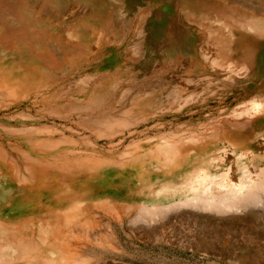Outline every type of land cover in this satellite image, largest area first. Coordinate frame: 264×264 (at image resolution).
Listing matches in <instances>:
<instances>
[{
  "label": "rangeland",
  "instance_id": "rangeland-1",
  "mask_svg": "<svg viewBox=\"0 0 264 264\" xmlns=\"http://www.w3.org/2000/svg\"><path fill=\"white\" fill-rule=\"evenodd\" d=\"M59 1L47 5L50 18L76 4L79 11L86 10L73 21L64 17L46 23L50 34L62 36L56 24H73L93 11L90 26L99 28L97 19L115 11L102 24L125 19L130 24L121 32L128 33L123 37L119 30L111 42L105 41L110 50L96 67L90 66L96 63L92 52H82L74 65L63 67L69 78L58 77L42 91L43 98L22 88L0 99V253L5 254L0 261L264 264V9L257 10L264 8V0ZM198 25L206 27L202 31ZM129 44L140 57L135 68L119 56ZM196 46L210 58L200 67L195 65L196 57L202 58L198 51L195 56ZM88 75H112L102 90L116 96L131 84L132 97L138 85L147 98L138 107L126 103L130 114L110 111L112 116L106 111L115 108L116 99L104 107L105 101L92 104L79 96L86 92L81 79ZM67 82L74 86L69 89ZM58 87L66 93L49 102L51 108L31 105L36 99L47 102ZM79 103L99 112L100 104L101 113L106 109L112 118L97 117L101 114L88 107L85 112ZM258 180L263 187L256 185ZM253 191L258 195L253 206H232V199ZM220 203L224 208L218 212Z\"/></svg>",
  "mask_w": 264,
  "mask_h": 264
},
{
  "label": "bare ground",
  "instance_id": "bare-ground-1",
  "mask_svg": "<svg viewBox=\"0 0 264 264\" xmlns=\"http://www.w3.org/2000/svg\"><path fill=\"white\" fill-rule=\"evenodd\" d=\"M39 1V0H38ZM69 1V0H68ZM80 1V0H79ZM229 1V0H228ZM64 2V1H63ZM81 2V1H80ZM78 2V3H80ZM86 2H89V0H86ZM95 2V1H94ZM230 2V1H229ZM232 2V1H231ZM247 2V1H246ZM250 2V1H249ZM255 2V0H254ZM0 3H2V6H0V99H3V98H6V97H11L13 96L12 93L16 92L17 90L19 89H29V90H36L35 92L39 95L42 96L43 98V95H42V91L43 90H47V87L50 88V87H53L52 84H55L54 82L58 79V77H62L63 78V75H66L63 71V67H64V70H65V66L70 64V63H74V61L81 57L82 55V52H85V53H88L91 51L92 53H90V57H92L94 59V61L96 60V63L94 62H90V66L91 67H96L98 66V64H100V60L99 59H102L104 56H105V51L106 50H110L109 48V43H106L105 41H112V37L114 36V34L116 32H118L120 30V35L122 33V36L127 34L126 32H121V28L122 27H126L127 25L130 24V21H126L125 19H122L120 21H117L116 19H112L113 22L112 23H108L105 25L102 24L103 22H105L104 20L107 19V18H110V17H113L114 14H116L115 11L112 12V14H104L105 17H101V18H98L97 20H99V28H94L92 26H90L89 22L91 20H95V13L94 11L91 12L88 16H85V17H82L81 15L80 18L81 20L80 21H76V22H72L73 24H67L65 26H63L62 24H56L55 27L56 29L55 30H59L61 31L62 33V36H60L59 34L55 33V34H50L51 33V29H49V27L45 26L46 23H50L51 21H58L60 18H64L66 17V20H70L72 19L73 21V18L74 17H77L76 15L78 14L79 12V15H80V12L81 10L79 11V6L76 4L74 6H72L71 8H69V10L67 8H64L63 6V9H60L61 11H57L56 14L54 16H51L52 18H50V15L48 16L47 15V12H46V9H48L47 5L49 6H53L55 7V4H59L60 1L59 0H44V3L41 5V6H38L37 4H34V0H21V2L17 1V0H0ZM218 3V2H217ZM39 4V3H38ZM67 4V3H65ZM217 6L219 5L216 4ZM254 5V4H253ZM261 6V5H260ZM258 6V7H260ZM68 7V5H67ZM120 7V6H119ZM238 7V6H237ZM247 7V6H246ZM264 7V5H263ZM105 8V6H104ZM247 8H250L252 9V7H247ZM107 9V8H106ZM119 9V8H118ZM259 9H264V8H258L257 10L259 11ZM86 10V9H85ZM82 11L81 13L85 12ZM256 10V12H257ZM117 11V10H116ZM54 12V11H53ZM52 12V14H54ZM111 12V11H110ZM176 12V11H175ZM49 13V12H48ZM253 13V12H252ZM262 13L261 11L259 12V14ZM264 13V12H263ZM51 14V13H50ZM119 14V13H117ZM120 15V14H119ZM177 15V14H176ZM193 15V14H192ZM63 16V17H62ZM137 16V15H136ZM188 16V15H187ZM191 17V16H190ZM173 18V17H172ZM203 19V16L201 17ZM200 18V19H201ZM51 19V20H49ZM139 19V18H138ZM182 19V18H181ZM190 19V18H189ZM189 19H186V20H189ZM200 19H198L200 21ZM207 18L205 17V20ZM61 20V19H60ZM76 20V19H75ZM130 20V19H129ZM183 20V19H182ZM197 20V18H196ZM197 20V21H198ZM208 20V19H207ZM117 21V22H115ZM139 20H137L138 22ZM191 21V20H189ZM188 21V22H189ZM204 21V20H203ZM209 21H210V18H209ZM39 22H43L39 25ZM98 22V21H97ZM175 22V21H174ZM173 22V23H174ZM187 22V23H188ZM194 22V21H193ZM196 22V21H195ZM205 22V23H204ZM203 23L206 25L207 24V21H204ZM57 23V22H56ZM66 23V22H65ZM91 23V22H90ZM135 23V22H134ZM142 23V21H141ZM177 23V22H176ZM179 23V22H178ZM177 23V24H178ZM185 23V21H184ZM190 23V22H189ZM202 23V22H201ZM52 24V23H50ZM49 24V25H50ZM200 24V22H199ZM103 25V26H101ZM196 25V24H195ZM139 26L136 24V27ZM188 26V25H186ZM203 25H198V27H201L200 30L203 31L202 28L206 27H202ZM130 27V26H129ZM128 27V28H129ZM135 27V26H133ZM132 27V28H133ZM193 27V26H192ZM141 28V27H140ZM124 30V29H123ZM219 30V28H218ZM217 30V32H218ZM84 32L82 35H81V32ZM139 31V30H138ZM142 31V30H141ZM175 31V30H173ZM55 32V31H54ZM168 32L171 33V31L168 30ZM177 32V30L175 31ZM209 32V31H208ZM80 33V34H79ZM137 33V32H136ZM174 33V32H172ZM205 33V32H204ZM207 33V32H206ZM215 33V32H214ZM78 35V36H77ZM118 35V36H120ZM175 35V34H174ZM199 36L201 35V33L198 34ZM116 36V37H118ZM126 36V35H125ZM171 36V35H170ZM199 36L197 37V39H199ZM207 35H205V38L204 40L206 39H209L208 37H206ZM227 36V35H226ZM124 37V36H123ZM143 37V36H142ZM220 37V36H219ZM120 38V37H119ZM170 38V37H169ZM172 38V36H171ZM202 38V37H201ZM200 38V39H201ZM225 38V37H224ZM115 39V38H114ZM124 39V38H123ZM122 39V40H123ZM151 39L154 41V33H152V36H151ZM166 39V38H165ZM118 40V39H117ZM120 40V39H119ZM121 40V42H122ZM128 40V39H127ZM202 40V39H201ZM205 40V41H206ZM217 40V38H216ZM9 41L12 42L11 47H6V43H8ZM115 41V40H114ZM136 41H139L136 40ZM204 41V42H205ZM210 41V39H209ZM207 40L206 43L209 42ZM101 42H104L103 45ZM120 42V41H119ZM129 42V41H128ZM172 42V40H171ZM200 42V41H199ZM202 42V44L204 43ZM218 42V40H217ZM123 43V42H122ZM121 43V44H122ZM136 43V42H135ZM134 43V47L137 48L136 44ZM114 45L116 44L115 42L113 43ZM112 44V45H113ZM120 44V43H119ZM120 44V45H121ZM133 44V43H132ZM132 44H129L130 45V49L128 51H126V55L124 53H120L119 52V56L122 57V59L124 60V62H129L130 63H127V64H130L132 65L134 68L137 67L139 64H140V57L138 55V52H137V49L134 47L132 48ZM165 45L166 44H170L169 42H165L164 43ZM175 44V43H174ZM197 44V43H196ZM201 44V45H202ZM93 45V47H91ZM102 45V46H100ZM119 45V46H120ZM141 45V43H140ZM163 45V44H162ZM176 45V44H175ZM198 45V44H197ZM210 45V44H209ZM208 45V46H209ZM9 46V44L7 45ZM118 46V47H119ZM124 46V45H123ZM206 46L203 45V47ZM207 46V47H208ZM95 47V48H94ZM122 47V46H121ZM174 47V46H173ZM198 47L200 48V46L198 45ZM212 47V46H209L208 49ZM125 48V47H124ZM159 48V47H158ZM197 48V46L195 47V56H196V51H198L199 55L202 57V58H197L196 57V61H195V65L198 64V66L200 67L199 63L200 62H206V61H210V58L207 60L205 57L207 56H203L205 55L206 53L203 50V48L199 49ZM205 48V47H204ZM213 48V47H212ZM160 49V48H159ZM162 49H163V46H162ZM172 49V48H171ZM93 50V51H92ZM205 50V49H204ZM216 50V49H215ZM125 51V50H124ZM177 51V50H175ZM200 51H202V54L200 53ZM211 51H214V50H211ZM230 51V50H229ZM114 52V51H113ZM184 52V51H183ZM203 52L205 54H203ZM212 53V52H211ZM179 54V53H178ZM215 54V52H213V55ZM180 55V54H179ZM207 55V54H206ZM129 56V58H128ZM217 56V55H216ZM216 56L215 59H216ZM192 57V56H191ZM90 58V59H92ZM177 58V57H176ZM179 58L181 59V56H179ZM190 58V57H189ZM194 58V57H193ZM211 58H212V55H211ZM220 58V57H219ZM89 59V60H90ZM116 59V58H115ZM179 59V60H180ZM191 59V58H190ZM218 59V58H217ZM11 60V61H10ZM83 60V59H82ZM178 60V61H179ZM222 60V59H220ZM10 61V62H9ZM97 61H98V64H97ZM114 61V60H113ZM117 61V60H116ZM215 61V60H214ZM213 61V62H214ZM6 62V63H5ZM83 62V61H81ZM88 62V61H87ZM119 62V61H118ZM194 62V61H193ZM212 62V63H213ZM220 65V61H217ZM225 62V61H223ZM222 62V63H223ZM5 63V64H4ZM72 63V65H74ZM171 64V62H169ZM177 63V62H176ZM175 63V64H176ZM182 63H186V62H182ZM209 63V62H207ZM206 63V64H207ZM221 63V64H222ZM38 65V68H34L33 65ZM88 64V63H87ZM178 64V63H177ZM181 64V63H179ZM193 64V63H192ZM225 63L222 64V66L224 65ZM78 65V64H77ZM83 66L86 65V64H82ZM120 65V64H119ZM118 65V66H119ZM155 65V63H154ZM166 65V64H165ZM184 65V64H182ZM179 65L180 68H182L183 66ZM208 65V64H207ZM217 65V67L219 66ZM174 66V65H173ZM177 66V65H176ZM222 66H220L219 68H221ZM78 67V66H77ZM81 67V65L79 66ZM78 67V69H79ZM127 67V65H126ZM126 67H123L126 69ZM178 67V66H177ZM186 67V66H185ZM183 67V68H185ZM216 67V68H217ZM75 68V67H74ZM121 68V67H120ZM129 68V67H128ZM36 69V70H35ZM72 69V68H70ZM77 69V68H76ZM132 69V68H131ZM145 69V68H144ZM172 69V68H171ZM218 69V68H217ZM68 70V68H67ZM69 71V70H68ZM125 71V70H124ZM170 71V70H169ZM192 71V70H191ZM200 71V70H199ZM212 71V69H211ZM72 72V71H71ZM76 72V71H75ZM121 72V70L119 71ZM64 73V74H63ZM70 73V71L68 72V74ZM79 73V72H78ZM77 73V74H78ZM122 73V72H121ZM189 73V72H188ZM67 74V75H68ZM192 74V73H190ZM189 74V75H190ZM66 75V76H67ZM71 75V74H70ZM76 75V74H75ZM186 75V74H185ZM85 76V74H84ZM96 77V78H95ZM112 75H107L104 77H100V76H86V80L85 79H81L82 81H85V87H86V92L85 93H81L82 95H79V96H85L87 100H89L90 102H92V104L94 103V101H98V100H101V101H105L102 105L104 107H106L105 103L106 104H109L111 105V103H115V99H116V106H113L115 107L114 109L112 110H107L105 109V111L107 113H110V111H112V113H118L120 115H125V114H128L129 111L127 112V110L125 111L124 110V106L126 105V103L128 104H131V107H134L135 105H141L142 101H144L147 96H146V92L144 90H140V88H142L140 86V88H137L136 87V90L137 93L135 94V96L133 95V97L131 96L132 92L131 91H134L133 89V85H132V88H131V84H130V87L128 86L127 88H124L121 92L118 93V95L116 96V93L114 94L113 92H108V91H105V90H102V87L104 86L103 84L104 83H108L111 79H112ZM151 77V76H150ZM188 77V76H187ZM198 77V76H197ZM55 78V79H54ZM65 78V76H64ZM68 78H69V75H68ZM95 78V79H94ZM139 78V77H138ZM142 78V77H141ZM61 79V78H60ZM67 79V77H66ZM74 79V78H73ZM79 79V78H78ZM189 79V78H188ZM65 80V79H64ZM75 80V79H74ZM140 80V79H139ZM186 80V79H185ZM201 80V79H200ZM203 80V79H202ZM66 81V80H65ZM69 81V80H68ZM80 81V80H79ZM134 81V80H133ZM142 81V80H141ZM144 81V79H143ZM60 82V81H59ZM146 82V81H145ZM194 82V81H193ZM196 82V81H195ZM66 83V82H65ZM69 89L74 86L73 84H71L72 82H70V84H65ZM128 83H133V82H128ZM137 83H141L140 85H142V82H137ZM150 83V82H149ZM149 83H146L149 85ZM191 83V82H190ZM199 83L201 84V82L199 81ZM204 83V82H203ZM113 84V83H111ZM126 84V83H125ZM134 84V83H133ZM136 84V83H135ZM144 84V85H146ZM154 84V82H153ZM129 85V84H128ZM151 85V84H150ZM56 86V85H55ZM63 86V85H62ZM61 86V89L65 86L62 87ZM77 86V85H76ZM80 86V84L78 85ZM120 86V85H118ZM122 86V85H121ZM152 86V85H151ZM156 86V85H155ZM153 86V87H155ZM144 87V86H143ZM148 87V86H147ZM79 87H77L78 89ZM108 88V87H107ZM121 88V87H120ZM146 88V87H145ZM152 88V87H151ZM148 87V89H151ZM57 89V88H56ZM60 89V90H61ZM76 89V90H77ZM117 89V88H116ZM153 89V88H152ZM151 89V90H152ZM50 90V89H49ZM59 90V87L58 89ZM57 91V92H54V95L52 96V98H50V100H48L47 102H44L43 100L40 99V101H37L34 100V102H32L31 105L33 106H36L37 104H40L39 106H47V105H50L51 102H54V100H59L60 99V96L61 94L64 92L66 93V89H64L63 91ZM73 90V89H71ZM70 90V91H71ZM82 91V89H80ZM118 90V89H117ZM54 91V90H53ZM52 91V92H53ZM69 91V90H68ZM78 91V90H77ZM115 91V89H114ZM155 91V90H154ZM44 92V91H43ZM47 92V91H46ZM71 93V92H70ZM77 93V92H76ZM18 94V93H17ZM51 94V92H50ZM74 94H75V91H74ZM79 94V93H78ZM72 95V94H71ZM16 96V94H15ZM47 96V95H46ZM150 96V95H149ZM65 97V96H63ZM30 98V97H28ZM41 98V97H40ZM45 98V97H44ZM62 99V97H61ZM73 99V98H71ZM33 100V99H32ZM45 100V99H44ZM53 100V101H52ZM113 100V102H112ZM69 101V100H68ZM100 101V102H101ZM50 102V103H49ZM108 102V103H107ZM87 103V102H86ZM85 103V104H86ZM102 103V102H101ZM133 103V104H132ZM77 104V103H76ZM96 104V103H95ZM80 105V103H79ZM78 105V106H79ZM82 105V109L84 108L83 107V104ZM80 105V106H81ZM79 106V107H80ZM37 107V106H36ZM50 108L52 107L51 105L49 106ZM74 107V106H72ZM88 107V106H87ZM86 107V109L84 108L83 110H87L88 108ZM96 107V106H95ZM94 107V108H95ZM97 107L99 108L100 107V112H99V109L98 110H94V109H90L91 112L93 111L95 113V115L97 116L98 113L97 111L101 114L97 117H101V116H106V112L104 113L103 112V109H102V114L101 113V106L100 104L97 105ZM128 107V106H127ZM138 107V106H137ZM149 108V106H147ZM76 108V107H75ZM79 111V108H77ZM96 109V108H95ZM150 109V108H149ZM133 111V110H132ZM55 112V111H54ZM83 112V111H82ZM85 112H88V111H85ZM92 112V113H93ZM131 112V111H130ZM48 113V112H47ZM50 113V111H49ZM52 113V112H51ZM50 113V114H51ZM91 113V114H92ZM53 114V115H52ZM51 116H54L55 114L52 113ZM81 114V113H80ZM130 114V113H129ZM93 115V114H92ZM95 115H93L95 117ZM113 116V114H111ZM73 116V115H72ZM108 117L110 116L109 114L107 115ZM106 116V117H107ZM112 116H110L112 118ZM126 116V115H125ZM55 117V116H54ZM81 117V116H80ZM88 119V118H87ZM97 119V118H96ZM99 119V118H98ZM103 119V118H101ZM110 119V118H108ZM86 120V119H85ZM111 120H109L110 122ZM105 122V121H104ZM107 122V121H106ZM92 123V122H91ZM143 123V122H142ZM88 124V123H87ZM81 125V123H80ZM84 125V124H82ZM92 126V125H91ZM95 126V125H93ZM86 127V126H84ZM89 129V127H87ZM23 129V128H22ZM129 129V128H128ZM103 131V130H102ZM105 131V130H104ZM33 133V132H32ZM35 134V131L34 133ZM41 142H43L44 140H39ZM41 144V143H39ZM44 144V143H42ZM35 146H37V144H35ZM245 155V154H244ZM228 158V157H227ZM243 168V167H242ZM229 171V170H227ZM264 172V171H263ZM224 173V172H223ZM227 173V172H225ZM225 176V175H224ZM261 176V175H260ZM216 178V177H215ZM247 178V177H246ZM258 179V178H256ZM264 179V178H263ZM261 178V180H263ZM229 180V179H228ZM232 180V179H231ZM240 180V179H239ZM251 180V179H250ZM252 181H254L252 179ZM264 181V180H263ZM263 181H259L258 182L256 181V185L257 184H261V187L262 184H263ZM224 182V181H223ZM233 182V180H232ZM261 182V183H260ZM228 183V182H227ZM233 183H236L237 182H233ZM232 183V184H233ZM242 182H240V185H241ZM248 183V182H247ZM219 184V183H217ZM235 184V185H236ZM253 184V182L251 183ZM213 185V183H212ZM223 185V184H221ZM229 185V184H227ZM255 183H254V186L256 187ZM237 186H239V184H237ZM236 186V188H237ZM248 186V185H246ZM245 186V188H246ZM250 186V185H249ZM235 187V186H234ZM254 187V188H255ZM259 187V185H258ZM220 188V187H219ZM230 188H233V187H230ZM235 188V190L237 191V189ZM240 188V187H239ZM264 188V187H263ZM228 189V187H227ZM252 189H253V186H252ZM233 192L234 189H232ZM244 190V189H243ZM258 191V188L256 189ZM249 191V190H248ZM229 192V191H228ZM233 192H231L233 194ZM241 192V191H240ZM250 192V191H249ZM230 193V192H229ZM255 192L253 191L252 193H250L249 195H244L241 197V199L239 198L238 201H235L236 203L233 202V199H232V196H231V199L229 197V199L232 201V203L229 205V206H237V207H240V208H247L249 206H253L254 205V200L256 199V197L258 196L256 193V195L254 194ZM235 194V193H234ZM238 194V193H237ZM236 194V195H237ZM253 194V195H252ZM261 194V193H260ZM228 195H231V194H228ZM239 195V194H238ZM255 196V197H254ZM235 199V197H234ZM237 199V198H236ZM257 200V199H256ZM230 202V201H229ZM228 202V203H229ZM224 203V202H223ZM226 205V203H225ZM227 206V205H226ZM169 207V206H168ZM223 206H221V203H220V206L218 205V210H221L219 208H221ZM224 208V207H223ZM77 209V208H76ZM215 209V210H216ZM220 212V211H218ZM157 214V213H156ZM143 219V218H142ZM41 220V219H40ZM48 220V219H47ZM138 220V219H137ZM37 228V226H36ZM45 228V227H44ZM43 228V229H44ZM48 229V227H47ZM46 230V229H45ZM14 232V231H13ZM57 233V232H56ZM13 234V233H12ZM26 234V233H25ZM32 234V233H31ZM45 234V233H44ZM59 234V233H58ZM18 235V234H17ZM50 235V234H49ZM64 235V234H63ZM61 236V235H60ZM59 236V237H60ZM65 236V235H64ZM12 237V236H11ZM46 237V236H45ZM10 238V237H9ZM41 238V237H40ZM23 239V238H22ZM65 239V238H64ZM20 240V239H19ZM43 240V239H42ZM48 241V240H47ZM67 241V239H66ZM10 243V242H9ZM42 243V242H41ZM46 243V242H45ZM62 243V241H61ZM67 244V243H66ZM70 244V243H69ZM76 245V244H75ZM72 246V245H71ZM69 249V247H68ZM58 251V250H57ZM74 251V250H73ZM49 252V251H48ZM59 252V251H58ZM72 252V251H71ZM90 253V252H89ZM14 254V253H13ZM38 254V253H37ZM48 254V253H47ZM52 254V253H51ZM0 257H3L5 256V254L3 253H0ZM39 256V255H38ZM54 256V255H53ZM56 256V255H55ZM87 258L89 255H85ZM84 256V257H85ZM51 257V256H50ZM56 258V257H55ZM54 258V259H55ZM44 259V258H43ZM77 259V258H76ZM75 259V260H76ZM53 260V259H52ZM82 260V257L81 259ZM62 261V260H61ZM78 261V260H77ZM2 262V261H0ZM60 262V261H59ZM76 263V262H75ZM0 264H5V263H0ZM53 264V263H52Z\"/></svg>",
  "mask_w": 264,
  "mask_h": 264
}]
</instances>
